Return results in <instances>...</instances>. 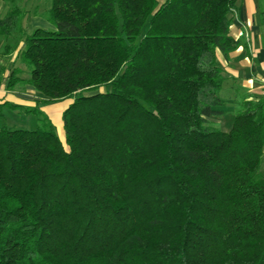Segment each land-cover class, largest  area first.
<instances>
[{
  "label": "trees",
  "instance_id": "obj_1",
  "mask_svg": "<svg viewBox=\"0 0 264 264\" xmlns=\"http://www.w3.org/2000/svg\"><path fill=\"white\" fill-rule=\"evenodd\" d=\"M29 1L0 0V85L38 98L0 128V264H264V95L217 61L239 0H48L28 32Z\"/></svg>",
  "mask_w": 264,
  "mask_h": 264
},
{
  "label": "crops",
  "instance_id": "obj_2",
  "mask_svg": "<svg viewBox=\"0 0 264 264\" xmlns=\"http://www.w3.org/2000/svg\"><path fill=\"white\" fill-rule=\"evenodd\" d=\"M258 0H239L238 10L230 27V36L241 39L245 45L239 46L229 55L226 61L217 53V61L222 67L226 79L223 83L225 95L233 94L235 88L245 90L254 97L264 95V46L261 40V27L258 21ZM5 14V7L0 4V19ZM26 30L29 25L34 28H50V25L37 16L29 15L24 22ZM38 100L35 92L28 88L25 92L8 91L0 85V128L3 126L32 128L36 123L34 116H26L13 110L11 106L33 107ZM66 102V103H65ZM70 104L69 100L40 105V110L54 124L59 122L62 128L61 115ZM223 130H228L231 122ZM223 117V118H225ZM222 119V118H221ZM217 123L219 124V121ZM26 122H29L26 124ZM26 124V125H25ZM220 125V124H219Z\"/></svg>",
  "mask_w": 264,
  "mask_h": 264
},
{
  "label": "rangeland",
  "instance_id": "obj_3",
  "mask_svg": "<svg viewBox=\"0 0 264 264\" xmlns=\"http://www.w3.org/2000/svg\"><path fill=\"white\" fill-rule=\"evenodd\" d=\"M163 0H159V2H162ZM49 1L47 0V1H43V0H30L28 3H27V9H28V11H29V13H30V15H32V13H33V11L34 10H39V11H42L43 10V8H45V6L46 5H48L49 6ZM38 11V12H39ZM34 29V27H32V25H29V27H28V30L29 31H31V30H33ZM32 32V31H31ZM66 103V102H65ZM228 103H229V101H228ZM229 122H230V118L229 117H225V118H222L220 121H219V126L220 127H223V128H225V127H227V125L229 124ZM27 123H29V122H26V124ZM25 124V125H26ZM55 127H56V132H57V135L59 136V138L63 141V131H62V128H61V126H60V124H59V122H57V123H55Z\"/></svg>",
  "mask_w": 264,
  "mask_h": 264
}]
</instances>
